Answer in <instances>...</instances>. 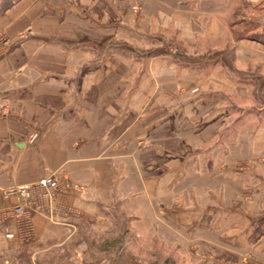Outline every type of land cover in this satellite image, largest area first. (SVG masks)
Masks as SVG:
<instances>
[{
    "label": "rangeland",
    "instance_id": "obj_1",
    "mask_svg": "<svg viewBox=\"0 0 264 264\" xmlns=\"http://www.w3.org/2000/svg\"><path fill=\"white\" fill-rule=\"evenodd\" d=\"M20 96L39 122L86 108L93 123L75 137L134 120L136 167L105 174L112 229L71 205L56 174L4 189L17 199L0 204V264L72 261L84 242L104 264H264V0H0V166L43 127L15 123ZM49 211L51 224L71 216V253L37 243Z\"/></svg>",
    "mask_w": 264,
    "mask_h": 264
},
{
    "label": "crops",
    "instance_id": "obj_2",
    "mask_svg": "<svg viewBox=\"0 0 264 264\" xmlns=\"http://www.w3.org/2000/svg\"><path fill=\"white\" fill-rule=\"evenodd\" d=\"M15 75L19 77V71H16ZM3 89H6V87H3ZM14 91L17 94L22 93V86H16ZM15 100L19 101L22 105L21 115L15 120L17 125H24L26 123L43 127L37 130L40 133L32 140L26 139L24 141L17 138L12 140V144L16 147L14 154L15 162L14 165H7L4 161V164L0 166V204L6 205L8 201L14 202L15 200L13 201V199L16 198L14 196L7 198L3 193L4 189L11 186L31 184L48 175L56 174L60 179H64L67 182V186L63 187L61 193L64 195L63 197L69 200L71 205L91 211L92 214L90 216L92 219L95 218L97 222L102 217V224L107 229H112L111 218L105 217L99 208H107V205H109L103 195H105L104 191L111 187L110 184L112 182L104 181V177L105 174L109 176L114 172H118L119 168L117 166L120 160L126 162L129 170L131 168L132 172L135 171V121L125 122L120 121L118 117H112L109 123H107V120L105 121L104 125L106 127L103 128L101 134L87 135L85 133L86 135L82 137L84 133H81V137H75L73 131H77V129L73 128V125H88L93 123L94 119L87 116L88 111L86 108H84L83 112L81 111L80 117L67 115L61 117L53 114L39 122L35 117L26 118L22 116L24 107L23 97H17ZM68 109L70 110L71 107L68 106ZM68 109L65 112L69 114ZM7 121L9 120H5V123ZM121 124L123 126L119 129L118 126ZM79 130L81 131V128ZM0 140L5 141L6 139H2L0 136ZM7 153L5 151L3 157L7 156ZM0 154L2 156L1 152ZM10 155L12 154L10 153ZM7 169H11V171L7 180L4 181L1 179L2 173L6 172ZM11 172L12 175L10 174ZM195 184L193 183L192 185ZM163 186L162 183H158L155 188L160 191ZM153 196L152 198H146L149 207L151 204L148 202L149 200L151 201L155 197H162L160 194ZM174 200L178 204L179 202H183L182 200L178 202V199ZM161 206H163V211H167V207L164 204ZM50 212L47 214L48 217L46 216L48 220L45 218L46 222L44 221L45 219L39 216L34 218L33 231L37 243L44 238L48 239V242H50V239L51 242H59L60 240L61 243H58L59 245L56 244L58 248H61L63 244V247L68 245L69 247L67 246L65 252L71 253L73 249L69 239L72 231L75 230L72 228L73 221L71 216H64L62 223L54 222L51 224ZM99 215L100 218L97 220ZM160 215H164V212ZM158 216L156 214L153 215L151 209L149 210V220L152 221ZM165 216H160L159 218L161 219ZM150 235L152 234L150 233ZM42 247L49 249L51 245L47 244V246ZM77 248H74V251L79 253V259H72L71 261L63 258V261H61L53 258L47 264H104V259L102 261V256L99 255L101 252L94 245L84 242L83 245L80 244V247L78 245ZM18 250L20 251L19 248L16 251ZM207 250L213 253L212 249L208 248ZM23 253H25L24 250ZM25 254L26 257H29L27 253ZM30 259L34 262L33 254L32 257L30 256ZM36 262L37 264H45L39 260H36Z\"/></svg>",
    "mask_w": 264,
    "mask_h": 264
},
{
    "label": "built area",
    "instance_id": "obj_3",
    "mask_svg": "<svg viewBox=\"0 0 264 264\" xmlns=\"http://www.w3.org/2000/svg\"><path fill=\"white\" fill-rule=\"evenodd\" d=\"M39 185L45 190L48 191L49 189H53L56 187L57 182L55 181V179L53 178H47V179H43L39 182ZM15 189H12L11 191H9L10 193H13ZM22 196H26L27 193H25L26 189L22 188ZM28 196V195H27ZM20 210L22 211V206H19Z\"/></svg>",
    "mask_w": 264,
    "mask_h": 264
},
{
    "label": "water",
    "instance_id": "obj_4",
    "mask_svg": "<svg viewBox=\"0 0 264 264\" xmlns=\"http://www.w3.org/2000/svg\"><path fill=\"white\" fill-rule=\"evenodd\" d=\"M19 145V144H18Z\"/></svg>",
    "mask_w": 264,
    "mask_h": 264
}]
</instances>
